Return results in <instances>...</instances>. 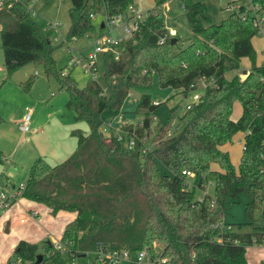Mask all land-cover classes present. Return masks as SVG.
Returning a JSON list of instances; mask_svg holds the SVG:
<instances>
[{"label": "trees", "instance_id": "trees-1", "mask_svg": "<svg viewBox=\"0 0 264 264\" xmlns=\"http://www.w3.org/2000/svg\"><path fill=\"white\" fill-rule=\"evenodd\" d=\"M154 1L156 8L146 12L133 37L111 46L117 57H105L106 87L102 88L93 79L80 87L69 74L59 73L51 24L35 23L23 3L0 0L1 48L7 73L31 63L45 65L67 92L66 107L74 112L75 121L86 122L91 130L88 134L80 129L72 132L77 148L61 164L50 166L40 157L32 165L22 197L47 206L54 215L65 211L76 218L65 227L60 241L63 249L45 243L40 253L39 245L20 241L12 256L17 264H72L90 255L96 256L93 264H101V249L146 251L154 264H248L247 247L264 244V227L231 233L226 232L225 223L226 205L244 193L250 202L243 225L253 226L257 203L264 202V65L256 64L253 46L257 35L254 21L264 19V0H251L250 9L239 6L217 25L207 18L205 4L181 0L191 38L176 54L172 50L179 39L173 44L167 37L158 10L166 1ZM134 3L71 0L66 42L94 33L91 16L126 15ZM163 37L167 39L160 44ZM244 58L252 62L246 79L227 77L240 69ZM204 77L214 78V86L191 109L173 107L169 122L154 132V148L143 153L155 126L153 114L160 105L148 93L154 78L160 88L189 96ZM33 82L28 81L27 87ZM133 89L144 93L137 108L143 112V120L122 127L124 137L137 136L136 146L130 150L118 141L114 130L106 137L101 128L122 113ZM237 101L242 115L235 121ZM173 124L176 129L171 128ZM238 132L245 133L239 173L222 149ZM0 162H4L1 154ZM184 171L194 174L192 186L187 185ZM40 254L43 257L38 262Z\"/></svg>", "mask_w": 264, "mask_h": 264}, {"label": "rangeland", "instance_id": "rangeland-1", "mask_svg": "<svg viewBox=\"0 0 264 264\" xmlns=\"http://www.w3.org/2000/svg\"><path fill=\"white\" fill-rule=\"evenodd\" d=\"M165 4L158 10L164 17L167 36L169 39H179L176 47L173 48V54L179 51V48H184L189 43L191 33L188 27V21L186 15L182 9L181 0H165ZM206 5L207 18L215 25L220 24L223 20L227 19L231 14L232 6L235 9L239 6L251 7V0H195ZM135 8L141 12L146 13L148 10L155 9L156 4L154 0H134ZM71 0H55L49 2V0H38L35 4L36 15L33 17L35 23L52 24L56 25L57 29L54 31L53 38L57 39L55 45L56 50L54 52L55 65L58 72L63 74H69L71 78L80 86L84 87L91 80H95L102 88L106 87V66L105 57L113 55L117 57V54L109 48H106L104 52L96 53V40L99 36L105 35L110 27L109 24L105 28H101L100 25L106 23L105 17L101 14L97 15L94 20L95 31L90 36H86L80 39H76L71 43L66 42V37L71 26V20L69 16V10L71 9ZM120 22H117L112 26L113 30L120 26ZM121 33V28L118 29ZM1 32V25H0ZM114 34V33H113ZM253 46L256 51V64L261 66L264 62V34L256 35L253 39ZM90 54H95V59L90 60L88 57ZM85 59L87 63H95L93 71H87L83 68L82 63L75 65V60ZM241 71L252 68V62L250 59H244L241 62ZM37 76L35 77V73ZM232 74H228L227 77H231ZM35 77V79L33 78ZM28 81H36L35 87L31 91L27 87ZM23 82L24 86L19 87V84ZM0 154L8 158L7 163L0 162V178L3 172L10 175L15 183V188L20 187L28 179V165L27 161L20 159L21 152L29 145L25 143V137L34 132L33 122L35 121V115L39 121L40 129L44 134H48L53 130L62 129L61 124H71L73 131L80 129L84 134L90 133V127L86 122H76L75 114L73 111L67 109L66 104L68 102V94L66 91L60 89L58 80L54 74H48L45 65L39 63L28 64L12 74H8L4 63V53L1 48V33H0ZM53 92L56 93L53 96ZM152 100L158 101L160 104L153 114L155 126L153 133L149 138V142L146 143L147 148L152 150L154 144V132L158 131L160 126H163L169 122L170 110L180 105L182 109H185L187 103L192 100V95L185 99V94L178 92L177 90L167 88L162 89L158 86L156 78H154L153 89L148 92ZM143 91L139 89H133L130 91L129 96L123 105V114H120L115 122L122 120V118L130 117L133 122H141L143 120V112L137 111L140 98ZM33 108L31 112V124L29 132H22L19 123L24 121L26 115V108ZM242 115V105L239 101L234 103L233 106V119L238 120ZM4 120V121H3ZM112 123V122H111ZM111 123L110 128L104 125L101 128L102 133L109 137L111 135ZM126 124V123H125ZM125 124H122L123 127ZM108 126V124H107ZM118 127L115 132L120 131ZM44 128V129H43ZM172 129L177 128V124L171 126ZM71 131V134L72 132ZM41 139H39L40 142ZM243 133L238 132L231 142L222 146V149L229 155L230 161L235 168V171L239 173L240 163L243 155ZM36 144V143H32ZM28 150H25L26 152ZM2 152V153H1ZM6 159V158H5ZM217 168V165L213 166ZM161 171L166 170L161 166ZM13 187L10 186V190ZM209 194L213 196V187H209ZM250 202V197L244 193L240 196L238 201L226 205L225 223L230 227L232 232L238 233H250L254 228L264 227V202L257 203V208L253 213L254 223L253 226L243 225L247 221L246 206ZM242 225V228H239ZM40 245L39 252L42 253L44 245ZM258 248H249L246 251V259L249 264H264V254L261 256L257 251ZM160 251V249H159ZM94 255L80 258L75 260L72 264H93L95 260ZM137 253H132L130 257L131 263H136ZM125 264V263H124ZM129 264V263H128Z\"/></svg>", "mask_w": 264, "mask_h": 264}, {"label": "crops", "instance_id": "crops-1", "mask_svg": "<svg viewBox=\"0 0 264 264\" xmlns=\"http://www.w3.org/2000/svg\"><path fill=\"white\" fill-rule=\"evenodd\" d=\"M250 8H252V4L248 9ZM244 59H242V61ZM250 70L251 69H246L241 71L240 68L238 71L231 74L232 76L239 75V77L244 80L250 73ZM36 83V81L32 83L29 91L35 87ZM22 86H24L23 82L19 84V87ZM55 94L56 93L53 92V96H55ZM185 99H187V95L185 96ZM123 113L124 112L122 110L121 114ZM35 116V121L33 122L35 130L31 136L28 135V137H25L24 139L25 143H27L29 146L25 148L19 156L20 159H25L24 161H27L26 165L29 167L28 173L38 158L42 157L50 166H56L70 157L77 148V139L71 134V131H73V126L70 123L66 124V126L61 124L62 129L53 130L46 135L43 133V130L39 128L41 124L37 119V114ZM0 120L2 119L0 118ZM234 120L237 121L236 119ZM113 121L115 122V119ZM113 121L110 123L111 129L114 131L118 127L122 126V124L133 122L130 117L122 118V120L116 123ZM22 123L23 122L19 123V127ZM141 123L142 121H136L133 124ZM244 136L245 133H243V143ZM39 139H41L40 142ZM33 142L36 144H32ZM25 150L28 151L24 152ZM2 157L7 163L8 158L4 155V153H2ZM0 186L15 187V183L10 175H7L3 172L0 178ZM75 218L76 214L71 212L62 211L54 215L52 214L51 209L45 205L23 197L17 199V201L14 202V204L9 209L4 211L0 210V264H10V262H12V264H17L16 260L13 259L12 256L20 241H27L37 245L42 243V246L45 243H52L53 245L58 243L62 239L66 225ZM230 232L238 233L236 231L232 232L231 230ZM253 247L258 248L257 251L259 252V255L262 256L264 254V244L250 246L247 247V249ZM124 263L136 264L135 262L131 263L130 260L124 261L121 264Z\"/></svg>", "mask_w": 264, "mask_h": 264}, {"label": "built area", "instance_id": "built-area-1", "mask_svg": "<svg viewBox=\"0 0 264 264\" xmlns=\"http://www.w3.org/2000/svg\"><path fill=\"white\" fill-rule=\"evenodd\" d=\"M17 2L23 3L27 11L31 14L32 17L36 15L35 12V4L38 0H16ZM239 7L235 9L234 6L231 8V13L235 12ZM147 14L139 12L135 6H130V11L126 15H119L115 16L113 18L106 17V23L103 24L104 28L107 24H109V31L103 35L99 36L96 40V53L104 52L106 48L111 49L112 45H115L122 41H127L133 37L134 32L138 29L140 23L146 19ZM93 19H95V16H91ZM243 19H245V16H242ZM117 22H120V26L113 30L112 26H114ZM254 26L257 29V34L263 36L264 34V19L256 18L254 21ZM121 28V33L118 29ZM51 30L55 31L57 29L56 25H52L50 27ZM114 33V34H113ZM168 37V36H167ZM167 37H163L160 40V44H163ZM57 41V39H55ZM95 54H90L89 59L93 60L95 59ZM82 63V66L87 71H93L94 70V62L93 63H87L85 62V59L81 60H75V65H79ZM264 65V64H263ZM35 76H37V72L35 73ZM248 76V75H247ZM246 76V77H247ZM246 79V78H245ZM244 79V80H245ZM242 80V79H241ZM243 81V80H242ZM215 79L211 78H202L199 84L197 85L196 89L192 91L189 95H192V100L187 103L185 106L186 110L191 109L194 105L198 104L201 100V97L205 90L209 87L214 86ZM188 99V96H187ZM155 105H158V101L154 102ZM31 112L32 108H26V115L24 117V121L20 126V129L23 132H29L30 131V124H31ZM110 123L106 127L110 128ZM123 129L120 127V131L116 133V137L118 141L123 142L130 150L133 149L136 146L137 143V136L135 133H132L130 136L124 137L123 135ZM127 135V133H126ZM150 149L147 147H144L143 153L148 152ZM183 175L186 176V183L188 186H192V181L194 179V174L188 171H184ZM25 188V184H22L20 187L15 188L13 187L12 190H10V186L2 187L0 186V210L4 211L9 209L14 202L17 201V199L22 197V192ZM201 200V198H199ZM230 231V227L228 226L226 229V232ZM54 247L57 250L63 249V246L61 245L60 241L58 243L54 244ZM157 249H161L159 245L157 246ZM131 251L128 250H121V251H104L103 249L100 250L98 253V260L101 264H121L124 261H129L130 257L132 255ZM138 257L136 264H154L153 261L147 256L146 251H138L136 252ZM166 260L162 259L161 262H165ZM23 264V263H18Z\"/></svg>", "mask_w": 264, "mask_h": 264}, {"label": "water", "instance_id": "water-1", "mask_svg": "<svg viewBox=\"0 0 264 264\" xmlns=\"http://www.w3.org/2000/svg\"><path fill=\"white\" fill-rule=\"evenodd\" d=\"M104 28V25H102V29ZM175 42H176V39H173V41H172V43L173 44H175ZM42 255L40 254V255H38V257H37V259H38V262H40V260L42 259Z\"/></svg>", "mask_w": 264, "mask_h": 264}]
</instances>
